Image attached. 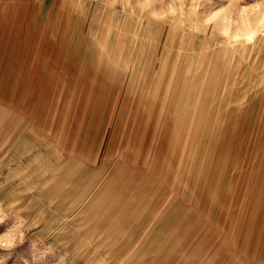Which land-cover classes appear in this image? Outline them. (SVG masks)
Returning <instances> with one entry per match:
<instances>
[{
	"label": "rangeland",
	"instance_id": "1",
	"mask_svg": "<svg viewBox=\"0 0 264 264\" xmlns=\"http://www.w3.org/2000/svg\"><path fill=\"white\" fill-rule=\"evenodd\" d=\"M5 216L6 264H264V0H0Z\"/></svg>",
	"mask_w": 264,
	"mask_h": 264
},
{
	"label": "clouds",
	"instance_id": "2",
	"mask_svg": "<svg viewBox=\"0 0 264 264\" xmlns=\"http://www.w3.org/2000/svg\"><path fill=\"white\" fill-rule=\"evenodd\" d=\"M5 218L6 216L0 219V222H3ZM24 238L23 225L20 223H15L4 233H0V264H6L15 248L24 242Z\"/></svg>",
	"mask_w": 264,
	"mask_h": 264
}]
</instances>
